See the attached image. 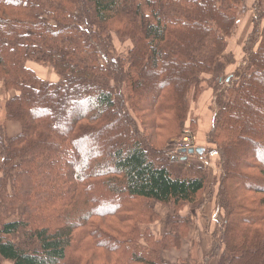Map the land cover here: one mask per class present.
Returning a JSON list of instances; mask_svg holds the SVG:
<instances>
[{
    "label": "trees",
    "instance_id": "trees-1",
    "mask_svg": "<svg viewBox=\"0 0 264 264\" xmlns=\"http://www.w3.org/2000/svg\"><path fill=\"white\" fill-rule=\"evenodd\" d=\"M246 1L0 0V83L15 91L0 107L1 258L175 264L162 252L188 236L182 211L215 200L220 236L201 263L264 264L262 0L252 4L244 64L227 74L225 57ZM115 36L131 42L125 52ZM30 62L59 79L41 78ZM207 88L216 110L209 147L171 156L165 147L190 127ZM11 120L22 125L14 137ZM214 153L222 173L212 184L208 166L190 159ZM153 201L174 211L165 233L152 230L161 220Z\"/></svg>",
    "mask_w": 264,
    "mask_h": 264
},
{
    "label": "rangeland",
    "instance_id": "rangeland-1",
    "mask_svg": "<svg viewBox=\"0 0 264 264\" xmlns=\"http://www.w3.org/2000/svg\"><path fill=\"white\" fill-rule=\"evenodd\" d=\"M253 1L254 0H251V2H248L250 11L248 12L247 15L250 16V17L254 16L253 11H252V3H253ZM262 1L264 2V0H262ZM247 15L240 19V21L238 22L236 28L233 30L232 34L229 36V39H228V46L229 47L233 46L235 44V40H238L239 38H241L242 35L245 34V27H243L242 24H243L244 20L247 18ZM245 42H246V40L244 41V44H245ZM114 43H115L116 48L118 49V51L125 52L129 48V44L131 42L130 43L129 42L122 43L115 36L114 37ZM240 44H242V43H240ZM243 50H244V46H243ZM240 52L242 54V50ZM226 54H227L226 57H227V60L229 61V66H230V60L233 59V51L232 52L228 51V52H226ZM243 54H244V52H243ZM236 61H237V59L233 63H235ZM37 64H39V63H37ZM39 65L44 66L46 69L50 70L51 73L55 72L52 67L45 66L43 64H39ZM207 89H212V88H207ZM207 89H205V90H207ZM14 94H15V91L11 90L10 92L7 93V91L3 90L2 84L0 83V107L3 105V103L6 101V99H8L10 96H12ZM214 101H215V93H214V96H213V100L211 102V110H212V115L213 116H210V119L206 118L205 120L204 119L201 120L200 117L197 116L196 106H197L198 102L196 104L192 103L190 114H189V118L190 119L194 118L197 121L194 124H189V120H190L189 119L185 126H189L190 125L189 128L190 129L192 128L191 130L193 132L195 131L194 134L196 136L197 145H198V142L206 143V137L205 138H201V136H199L201 134L200 132H201V129H202V125L201 126L199 125L198 128L196 129L197 124L199 122L200 123L204 122L203 124L213 125V119H214L215 111H216V110L213 111V105L215 104ZM68 107L69 108H73L75 106L68 104ZM79 108L80 107H78L77 110ZM211 117H212V119H211ZM2 122H4V112L0 109V123H2ZM10 122L15 123V125L17 127H19V129H21L20 131H22V125H21L20 122H16L14 120H11V121H8L6 123V125H8ZM185 128L186 127H183V129L181 130V132L177 136L172 137L170 139V142L168 143V145L165 147V149L168 150V153L171 156L172 155H176V156L179 155V153L175 152V151H176L177 145L180 143V140L182 138L183 131H184ZM197 130H198V135H196L197 134ZM6 131H7V129H6ZM208 133H209V131L207 132V134ZM207 134H206V136H207ZM203 145H204V146H202L203 148L209 147V145H206V144H203ZM208 155L209 154H207L205 156H196L195 155V157H192V159H190V160L191 161H196L195 160L196 158H198L199 160H202V159L205 160V159L208 158L207 157ZM215 159H217V158L214 157V156H210V159L208 160L209 163L207 165L208 169H209V176H210L209 177V179H210L209 182L212 183V184L214 183L215 179H218L217 177H219V175L222 173V170L219 169L217 167V165L214 166V162L215 163L217 162V160H215ZM205 192H208V188L205 190ZM216 192H218V189H216ZM151 205H152V207L154 208V210L158 214H159V210H160L161 213L162 212L164 213V218L168 217V215H169V212H168L169 207H165L164 205H162V204H160L158 202H155V201H153L151 203ZM191 206H189L190 208L187 207L188 209L186 208L187 210L184 212V215H188L189 214V217L191 219L190 225L188 226L189 230H188L187 238L184 239L181 248H177L176 247L175 249L172 248V249H169V250H164L162 252V256H163V253L166 252V253H164V256H168L169 259H174L176 261L178 259H181L180 256H185L186 258H188V256H189V259H192V261H194L195 264H202L201 262H203L204 255L208 251L209 246L212 247L213 244H214L213 240L216 237L218 238L220 236V226L218 225V223L216 221V217L213 218L214 215L212 216V215H208V214L205 213L206 211H208V207L207 206L204 207V206H201L200 204L199 205H195L194 207H191ZM158 220H159V218L157 216V219L154 220L153 223H155ZM153 223H152V226H151L152 230L155 233H159V229L160 228L163 229L162 222L160 221V222H157L156 224H153ZM164 231L167 232L165 224H164ZM192 251H193V253H192ZM191 257H193V258H191ZM182 260H184V259H182ZM0 264H12V263L9 262V261H6V260H4L3 258L0 257Z\"/></svg>",
    "mask_w": 264,
    "mask_h": 264
},
{
    "label": "crops",
    "instance_id": "crops-1",
    "mask_svg": "<svg viewBox=\"0 0 264 264\" xmlns=\"http://www.w3.org/2000/svg\"><path fill=\"white\" fill-rule=\"evenodd\" d=\"M248 2H251V0H247L246 1L247 7L249 8ZM242 25H243V27H245V34L242 35L241 38H239L238 40H235V44L233 46H230V47L228 46V48L226 50V52H228V51L232 52L233 51V59L230 60V66H228V68H227V74H233L239 67H241L244 64V62H243L244 61L243 46H244V41L246 40L248 34L253 29V17H250V16L247 15V18L244 20ZM240 43H242V44H240ZM241 50H242V54L240 52ZM226 52H225V57L227 56ZM236 59H237V61L235 63H233ZM29 67H31L41 78H43L45 80L57 81L59 79L58 75L55 72L51 73L50 70L46 69L42 65H39V64L34 63V62H30L29 63ZM213 96H214V90L213 89H207V90L203 91V93L201 94V96H200V98L198 100L197 106H196L197 116H199L201 120H203V119L205 120L206 118L210 119V116H213L212 115V110H211V102L213 100ZM211 119H212V117H211ZM203 123L199 122L198 125H197V126H199V125L201 126L202 125V129H201V132H200L201 134L199 135V136H201V138H205L207 132L210 131L211 128H212V125L203 124ZM20 130L21 129H19V127H17L15 125V123H13V122H10L7 125V134H8L9 137H14L15 135H17L18 133L21 132ZM196 135H198V130H197V134ZM203 144H205V143L204 142H198V147L199 146H204ZM210 156H214V157L217 158L215 160H218V155L216 153H214L213 155L209 154L207 156L208 157L207 159H205V160L202 159L201 160L203 162V164L208 165V163H209L208 160L210 159ZM215 165H216V163L214 162V166ZM199 203H200V201L196 202L191 207H194L195 205H199ZM205 206L206 205H204V207ZM207 207H208V211H206L205 213L208 214V215H212V216L214 215L213 218L216 217L215 200H213L211 203L207 204ZM187 209L182 211V213L184 214V212ZM168 212H169L168 217L172 216L174 214L173 213L174 211L172 209H169ZM159 214L160 215L162 214L161 215V220L156 221L154 224H156L157 222H160V221L162 222L163 229L162 228L159 229V233H162V232H164V224H163V222L168 217L164 218V213L163 212L161 213L160 210H159ZM209 249H210V246H209L208 250ZM164 253H166V252H164ZM164 253H163V258L165 260H168V261H170L172 263H175V264L178 263V261L181 260V259H188L189 258V256H188V258H186L185 256H180L181 259H178L176 261L174 259H169L168 256H164Z\"/></svg>",
    "mask_w": 264,
    "mask_h": 264
},
{
    "label": "built area",
    "instance_id": "built-area-1",
    "mask_svg": "<svg viewBox=\"0 0 264 264\" xmlns=\"http://www.w3.org/2000/svg\"><path fill=\"white\" fill-rule=\"evenodd\" d=\"M190 148H196V136L189 127H186L175 152L181 153V151L188 150Z\"/></svg>",
    "mask_w": 264,
    "mask_h": 264
},
{
    "label": "water",
    "instance_id": "water-1",
    "mask_svg": "<svg viewBox=\"0 0 264 264\" xmlns=\"http://www.w3.org/2000/svg\"><path fill=\"white\" fill-rule=\"evenodd\" d=\"M230 78L227 79V81H229ZM205 149L202 147H197L195 148H190L188 150H183L182 152L185 154V156L182 157V159L186 160L188 158L187 154H194V153H198L200 155H202L204 153Z\"/></svg>",
    "mask_w": 264,
    "mask_h": 264
},
{
    "label": "bare ground",
    "instance_id": "bare-ground-1",
    "mask_svg": "<svg viewBox=\"0 0 264 264\" xmlns=\"http://www.w3.org/2000/svg\"><path fill=\"white\" fill-rule=\"evenodd\" d=\"M16 122H18V121H16Z\"/></svg>",
    "mask_w": 264,
    "mask_h": 264
}]
</instances>
